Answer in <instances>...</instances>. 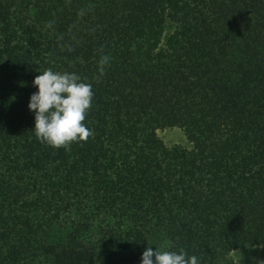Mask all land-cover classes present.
<instances>
[{"label": "trees", "instance_id": "obj_1", "mask_svg": "<svg viewBox=\"0 0 264 264\" xmlns=\"http://www.w3.org/2000/svg\"><path fill=\"white\" fill-rule=\"evenodd\" d=\"M46 69L92 85L85 141L36 138ZM175 127L190 147L159 138ZM263 243L264 0H0V264Z\"/></svg>", "mask_w": 264, "mask_h": 264}, {"label": "clouds", "instance_id": "obj_2", "mask_svg": "<svg viewBox=\"0 0 264 264\" xmlns=\"http://www.w3.org/2000/svg\"><path fill=\"white\" fill-rule=\"evenodd\" d=\"M109 62L107 55L99 58V75L104 74ZM32 84L37 90L30 95L27 107L34 114L32 130L39 141L53 148H67L91 135V130L83 123L92 104L90 83L81 80L76 73L46 69L34 77ZM140 264H199V260L183 248L170 251L145 247Z\"/></svg>", "mask_w": 264, "mask_h": 264}, {"label": "rangeland", "instance_id": "obj_3", "mask_svg": "<svg viewBox=\"0 0 264 264\" xmlns=\"http://www.w3.org/2000/svg\"><path fill=\"white\" fill-rule=\"evenodd\" d=\"M159 138L168 146L181 145L190 147L185 132L180 128H165L157 130ZM238 264H264V243L260 246L238 249L232 253Z\"/></svg>", "mask_w": 264, "mask_h": 264}]
</instances>
